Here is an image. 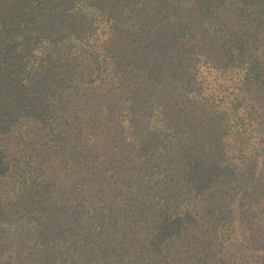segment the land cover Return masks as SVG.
I'll return each mask as SVG.
<instances>
[{
    "label": "trees",
    "instance_id": "1",
    "mask_svg": "<svg viewBox=\"0 0 264 264\" xmlns=\"http://www.w3.org/2000/svg\"><path fill=\"white\" fill-rule=\"evenodd\" d=\"M0 264H264V0H0Z\"/></svg>",
    "mask_w": 264,
    "mask_h": 264
}]
</instances>
